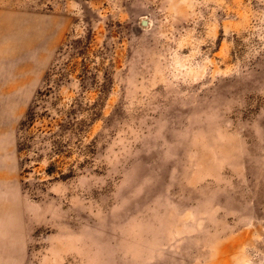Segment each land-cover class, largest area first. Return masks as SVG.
I'll return each mask as SVG.
<instances>
[{
  "label": "rangeland",
  "instance_id": "374dc122",
  "mask_svg": "<svg viewBox=\"0 0 264 264\" xmlns=\"http://www.w3.org/2000/svg\"><path fill=\"white\" fill-rule=\"evenodd\" d=\"M0 264H264V0H0Z\"/></svg>",
  "mask_w": 264,
  "mask_h": 264
},
{
  "label": "water",
  "instance_id": "95a60500",
  "mask_svg": "<svg viewBox=\"0 0 264 264\" xmlns=\"http://www.w3.org/2000/svg\"><path fill=\"white\" fill-rule=\"evenodd\" d=\"M141 26H142V27L147 26V22H146V21H141Z\"/></svg>",
  "mask_w": 264,
  "mask_h": 264
},
{
  "label": "trees",
  "instance_id": "16d2710c",
  "mask_svg": "<svg viewBox=\"0 0 264 264\" xmlns=\"http://www.w3.org/2000/svg\"><path fill=\"white\" fill-rule=\"evenodd\" d=\"M31 121H32V119H31Z\"/></svg>",
  "mask_w": 264,
  "mask_h": 264
}]
</instances>
